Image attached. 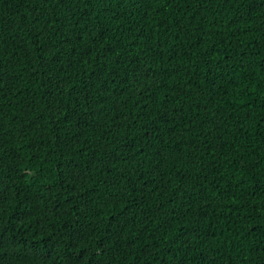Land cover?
<instances>
[{"label": "trees", "instance_id": "1", "mask_svg": "<svg viewBox=\"0 0 264 264\" xmlns=\"http://www.w3.org/2000/svg\"><path fill=\"white\" fill-rule=\"evenodd\" d=\"M0 264H264V0H0Z\"/></svg>", "mask_w": 264, "mask_h": 264}]
</instances>
